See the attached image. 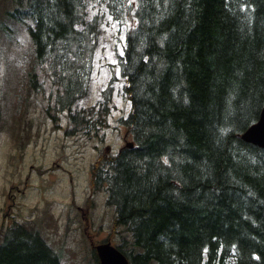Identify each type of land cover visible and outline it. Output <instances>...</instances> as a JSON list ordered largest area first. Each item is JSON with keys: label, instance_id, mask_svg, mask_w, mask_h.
Wrapping results in <instances>:
<instances>
[{"label": "trees", "instance_id": "trees-1", "mask_svg": "<svg viewBox=\"0 0 264 264\" xmlns=\"http://www.w3.org/2000/svg\"><path fill=\"white\" fill-rule=\"evenodd\" d=\"M10 1L32 22L22 95L50 80L52 120L67 113L68 137H98L116 80L101 102L75 109L101 34L100 17L88 21L93 0ZM106 4L133 23L119 66L131 104L120 122L134 147L96 162L90 184L132 236L117 248L130 264H264V149L242 138L264 109V0ZM0 240V264H61L23 224L5 223Z\"/></svg>", "mask_w": 264, "mask_h": 264}, {"label": "rangeland", "instance_id": "rangeland-1", "mask_svg": "<svg viewBox=\"0 0 264 264\" xmlns=\"http://www.w3.org/2000/svg\"><path fill=\"white\" fill-rule=\"evenodd\" d=\"M18 9L13 1L0 0V229L5 223L23 224L41 235L61 264H96L95 245L110 241L117 247L123 238L132 242L126 227L115 225L106 191L93 193L90 184L93 165L117 155L127 133L120 118L128 116L131 104L123 95L119 56L133 23L115 21L106 0L92 1L88 21L99 16L101 34L89 94L75 109L101 102L115 79L111 113L98 137H68L67 113L57 122L47 113L57 90L50 80L44 93L31 89L28 98L22 95L29 67L23 56L30 57L34 44L30 18L13 16Z\"/></svg>", "mask_w": 264, "mask_h": 264}, {"label": "water", "instance_id": "water-1", "mask_svg": "<svg viewBox=\"0 0 264 264\" xmlns=\"http://www.w3.org/2000/svg\"><path fill=\"white\" fill-rule=\"evenodd\" d=\"M242 138L245 142L264 149V109L258 122L252 125ZM125 147L133 148L134 145L127 142ZM95 250L100 264H130L128 258L110 241L96 245Z\"/></svg>", "mask_w": 264, "mask_h": 264}, {"label": "flooded vegetation", "instance_id": "flooded-vegetation-1", "mask_svg": "<svg viewBox=\"0 0 264 264\" xmlns=\"http://www.w3.org/2000/svg\"><path fill=\"white\" fill-rule=\"evenodd\" d=\"M127 141H131L130 139V135L127 131V133L125 134L124 138H123V141H122V145L120 146V148L122 149L123 147H125Z\"/></svg>", "mask_w": 264, "mask_h": 264}]
</instances>
